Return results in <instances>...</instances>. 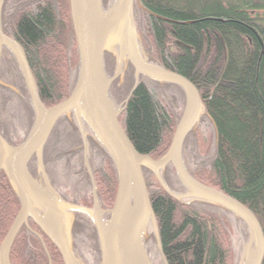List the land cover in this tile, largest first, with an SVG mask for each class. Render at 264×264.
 I'll list each match as a JSON object with an SVG mask.
<instances>
[{
    "label": "trees",
    "instance_id": "1",
    "mask_svg": "<svg viewBox=\"0 0 264 264\" xmlns=\"http://www.w3.org/2000/svg\"><path fill=\"white\" fill-rule=\"evenodd\" d=\"M108 1L103 0L104 8ZM137 1L141 7L135 2L134 20L141 54L147 62L187 79L202 99L203 113L183 141L184 167L198 182L245 205L264 233V19L258 14L264 0ZM69 10L68 0H5L2 7V20L12 34L3 32L25 49L39 98L47 108L65 100L76 83L79 59ZM106 58L115 65L112 53H105ZM0 77L16 89L0 86V135L18 146L31 130L34 112L19 67L7 50L1 56ZM134 83V70L127 63L119 85L122 100L113 101L123 109L118 121L136 151L157 160L169 148L184 110V93L175 85L141 76L131 92ZM87 144L99 207L108 210L115 200L116 170L90 133ZM42 160L59 199L92 207L91 179L72 114L56 123ZM27 168L41 180L35 157ZM142 171L159 240L158 247L151 235L144 248L153 249L158 264H239L242 246L236 238L248 239L240 219L213 204L175 200L153 175L147 183L148 171ZM161 176L170 190L185 192L171 165ZM19 207L1 172L0 242ZM31 226H23L16 235L10 264H63L55 246L34 223ZM71 245L82 263L88 264L83 252L88 250L89 264H101L96 228L82 213L73 217Z\"/></svg>",
    "mask_w": 264,
    "mask_h": 264
},
{
    "label": "water",
    "instance_id": "2",
    "mask_svg": "<svg viewBox=\"0 0 264 264\" xmlns=\"http://www.w3.org/2000/svg\"><path fill=\"white\" fill-rule=\"evenodd\" d=\"M4 1L0 0V61L3 48L14 57L29 94L34 122L28 136L18 146L9 145L0 135V173L4 172L20 204L0 245V264H10L9 253L15 237L23 226L29 229V218L58 250L63 264H82L75 258L71 245L72 213L76 212L89 217L95 225L101 264H151L144 248L149 223L153 225L158 247L159 240L143 168L152 171L163 190L173 199L213 204L240 219L247 227L249 238L239 264H262L264 233L254 214L242 203L192 178L184 167L183 141L203 113L202 99L187 79L147 62L141 54L134 20L135 2L141 7L138 1L115 0L105 10L103 0H68L78 49V73L71 94L48 108L39 98L22 48L3 33L1 15ZM105 53H112L116 57L117 70L112 78H107L105 73ZM125 63H129L134 70L135 83L131 92L141 76L153 82L175 85L184 93L183 113L167 152L157 161L139 154L133 147L118 121L123 109H118L110 97L111 83L118 77L123 81ZM0 86L16 91L2 81ZM71 114L82 140L84 165L91 179V209L70 205L59 199L50 187L43 167V148L50 134L62 117L70 118ZM88 133L109 155L116 170L117 190L114 204L108 211H102L98 206L96 188L87 161ZM33 157L36 158L37 172L45 188L28 172L27 166ZM169 165L185 189L183 194L171 192L162 180L161 172ZM105 213L110 214L107 222L102 220Z\"/></svg>",
    "mask_w": 264,
    "mask_h": 264
},
{
    "label": "rangeland",
    "instance_id": "3",
    "mask_svg": "<svg viewBox=\"0 0 264 264\" xmlns=\"http://www.w3.org/2000/svg\"><path fill=\"white\" fill-rule=\"evenodd\" d=\"M115 0H109L108 1V5H107V7L106 8H104L105 10L109 7V6H111L112 5V3L114 2ZM258 14H259V16L261 17V18H263L264 19V10L263 11H259L258 12ZM138 27V26H137ZM137 31L139 32V30L137 29ZM139 35H140V33H139ZM140 38H141V42L143 41V38H142V36L140 35ZM144 42V41H143ZM142 46H143V43H142ZM144 46H145V44H144ZM143 46V47H144ZM145 48V47H144ZM117 52V51H116ZM117 54V53H116ZM115 57V56H114ZM116 58V57H115ZM104 65H105V73H106V76H107V78H112L114 75H115V73H116V70H117V62H115V65L113 66H111V63H110V61L106 58V59H104ZM125 65H127L126 63H125ZM126 68V67H125ZM124 72H125V70L123 71V75H124ZM1 78V77H0ZM0 81H2L3 83H5V84H7V85H9L8 83H6V82H4L3 80H1L0 79ZM120 81V79H119V77L118 78H116L112 83H111V85H110V88H109V91H111V94H112V98L111 99H113L112 101H114V102H117L118 100H122L121 98H120V94H121V92L119 91V85H120V83H121V81ZM114 105L118 108V109H122V107H121V105H116L115 103H114ZM120 115H121V113H120ZM19 137V136H18ZM82 141V140H81ZM83 145V144H82ZM165 155V154H164ZM163 155V156H164ZM162 156V157H163ZM162 157H160L159 159H161ZM159 159H157V160H159ZM157 160H155V161H157ZM87 161H88V156H87ZM83 165H84V158H83ZM88 165H89V167H90V170H91V166H90V163H89V161H88ZM84 167H85V165H84ZM86 168V167H85ZM148 172H146V180H147V183H149L150 181H151V175H153L154 176V174L152 173V171L151 170H149V169H146ZM38 173V172H37ZM40 175V174H39ZM41 176V175H40ZM152 176V177H153ZM162 177V176H161ZM42 178V177H41ZM155 180H156V182H158L157 181V179L155 178V176L153 177ZM48 180V179H47ZM163 180V179H162ZM164 182V181H163ZM160 185V184H159ZM166 185V184H165ZM161 186V185H160ZM51 187V186H50ZM162 188V187H161ZM163 189V188H162ZM170 190V189H169ZM171 192H173L172 190H170ZM173 193H175V192H173ZM175 194H180V193H175ZM181 194H183V193H181ZM181 202H183V203H190V202H193V201H188L187 199H184V200H181ZM90 219V218H89ZM91 220V219H90ZM102 220L104 221V222H107V218L105 219V217L104 216H102ZM92 221V220H91ZM93 223V222H92ZM94 224V223H93ZM95 226V225H94ZM154 229H153V225H152V223H149V225H148V227H147V230H146V232H145V241L148 239V237H150L151 235L152 236H155V234H154V231H153ZM235 234V233H234ZM236 235V234H235ZM240 235V234H239ZM236 237V236H235ZM40 240L42 241V237L40 236ZM248 238H249V236H248ZM237 239V244H238V242H240L239 244L242 246V254H243V252L245 251V249H246V247H247V243H248V239H246L245 237H243V236H239L238 238H236ZM234 240H235V238H234ZM3 241V240H2ZM2 241L0 242V245H1V243H2ZM144 241V242H145ZM236 244V245H237ZM235 245V244H234ZM251 250L253 249V246H251V248H250ZM146 250V249H145ZM84 253H85V259H86V262H88V264L91 262V259H92V254L87 250V251H83ZM146 252H147V255H148V259H150L149 261H150V263L151 262H153L154 264H158V257L155 255V253L153 252V249L149 246V248H147V250H146ZM242 254H241V257H242ZM241 260V259H240ZM80 261V260H79ZM81 262V261H80ZM82 263V262H81ZM153 263H151V264H153ZM240 263V262H239ZM82 264H84V263H82Z\"/></svg>",
    "mask_w": 264,
    "mask_h": 264
},
{
    "label": "flooded vegetation",
    "instance_id": "4",
    "mask_svg": "<svg viewBox=\"0 0 264 264\" xmlns=\"http://www.w3.org/2000/svg\"><path fill=\"white\" fill-rule=\"evenodd\" d=\"M69 9H70V7H69ZM70 11V10H69ZM2 16V15H1ZM1 24H2V30H7L8 31V33L9 34H12V29H10L9 27H7L6 26V22L4 21V20H2V17H1ZM4 33V32H3ZM5 34V33H4ZM7 36V35H6ZM7 37H9V36H7ZM10 39H12L13 41H15L12 37H9ZM76 40V39H75ZM17 44H19V46L22 48V50H23V52H24V54H25V57H26V60H27V62H28V64H29V61H28V56H27V53H26V51H25V49L20 45V43L19 42H17V41H15ZM77 45V44H76ZM4 50H7V49H5V48H3V51ZM78 50V49H77ZM3 51H2V53H3ZM8 51V50H7ZM172 51V50H171ZM9 52V51H8ZM10 53V52H9ZM11 54V53H10ZM13 57V56H12ZM14 58V57H13ZM30 67V66H29ZM122 113V112H121ZM77 128V127H76ZM78 130V129H77ZM79 132V131H78ZM88 132V131H87ZM89 134V133H88ZM48 141V140H47ZM37 164V163H36ZM32 177V176H31ZM34 180H36L43 188H45V185H44V183H43V180H42V178H41V180H38V179H35L34 177H32ZM50 185V184H49ZM92 198H93V196H92ZM97 202H98V200H97ZM114 204V203H113ZM98 206H99V203H98ZM91 208H93V204H92V207H90V208H88V209H91ZM100 208V207H99ZM101 209V208H100ZM111 209V208H110ZM110 209H108V210H110ZM102 211H108V210H106V209H101ZM74 215H75V213H72V216L74 217ZM102 216H104L105 217V219L107 218V220L109 219V217H110V214H108V213H105V214H103ZM32 223H34L30 218L27 220V225H28V227H29V229L30 228H32V226H31V224ZM35 224V223H34ZM36 225V224H35ZM37 226V225H36ZM25 227V226H24ZM38 227V226H37ZM38 229H39V227H38Z\"/></svg>",
    "mask_w": 264,
    "mask_h": 264
},
{
    "label": "bare ground",
    "instance_id": "5",
    "mask_svg": "<svg viewBox=\"0 0 264 264\" xmlns=\"http://www.w3.org/2000/svg\"><path fill=\"white\" fill-rule=\"evenodd\" d=\"M110 18V16H108ZM140 254V253H139ZM141 255V254H140Z\"/></svg>",
    "mask_w": 264,
    "mask_h": 264
}]
</instances>
